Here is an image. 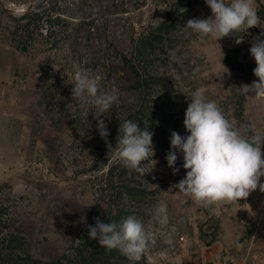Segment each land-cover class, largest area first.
Wrapping results in <instances>:
<instances>
[{"label": "rangeland", "instance_id": "obj_1", "mask_svg": "<svg viewBox=\"0 0 264 264\" xmlns=\"http://www.w3.org/2000/svg\"><path fill=\"white\" fill-rule=\"evenodd\" d=\"M254 2L258 14L264 0ZM29 11H55L70 23L52 36L46 33L47 23L27 33L21 18ZM86 16L107 23V38L125 53L143 33L161 22L171 24L160 56L148 69L162 77L149 91L148 104L162 107L169 141L173 131L189 135L183 121L197 89L234 126H248V136L264 135V99L240 88L258 78L253 71L237 73L225 61L230 52L256 66L250 48L254 38L264 39V28L241 29L237 36L218 40L202 38L186 24L209 18L211 9L187 0H0V237L23 236L26 252L46 264H76L78 249L91 264H264V193L259 188L238 203H196L173 187L186 176L183 154L177 152L183 163H176L179 171L173 174L167 154L158 151L141 165L145 174L122 165L126 176L117 174L105 186L108 164L95 167L91 147L95 127L86 125L88 137L81 141L71 123L73 115L94 109L87 96L73 98L78 70L96 78L100 92L120 89L103 66L104 45L74 30L73 22ZM223 66L230 75L221 76ZM54 84L59 91L46 92ZM123 98L138 105L140 94L130 90ZM111 160L116 161L113 150ZM126 186L144 194L130 196ZM110 214L118 223L135 216L144 224L149 243L139 260L113 258L89 239V226H95L96 218L109 223Z\"/></svg>", "mask_w": 264, "mask_h": 264}, {"label": "clouds", "instance_id": "obj_2", "mask_svg": "<svg viewBox=\"0 0 264 264\" xmlns=\"http://www.w3.org/2000/svg\"><path fill=\"white\" fill-rule=\"evenodd\" d=\"M212 16L207 19H189L186 28L200 37H215L217 40L229 37L244 29L264 28L257 14L254 0H205ZM242 40L236 39V43ZM256 67L253 74L258 78L252 84L240 86L243 94L256 100L264 99V39L254 38L250 48ZM224 67V66H223ZM222 74H229L225 68ZM73 98L87 96L94 108L97 130L107 143L110 134L105 119L106 112L118 102L119 91L113 86L109 92H100L96 78L87 70L80 69L74 75ZM251 94V95H250ZM89 111L84 113L87 118ZM184 127L189 135L171 133V150L166 155L168 166L173 174L179 171L175 167L177 152L183 154L185 178L173 187L190 196L196 203L214 205L219 203H238L247 199L259 188L264 193V135H247L248 126H234L219 106L206 98L203 89L192 93L185 112ZM122 136L118 137L113 150L114 159L123 166L145 174L141 166L155 155L154 133L148 127L142 130L138 122L125 120L120 125ZM89 239L96 240L101 247L109 251L117 250L129 261H136L147 251L149 235L144 224L135 216H128L122 222L104 223L96 218L95 226H89Z\"/></svg>", "mask_w": 264, "mask_h": 264}, {"label": "trees", "instance_id": "obj_3", "mask_svg": "<svg viewBox=\"0 0 264 264\" xmlns=\"http://www.w3.org/2000/svg\"><path fill=\"white\" fill-rule=\"evenodd\" d=\"M189 3H196L200 5L208 6L205 0H187ZM64 14H57L55 11H50L48 14L42 11H29L22 16V20L25 24L22 26L24 32L29 33L31 30H40L42 25L47 23L46 33L48 36L56 34L57 29L68 27V17H63ZM259 18L264 21V5H260L258 10ZM74 30L76 33L83 32L86 38L100 43L103 46V66L104 68L116 77L119 83L120 89L118 102L115 103L109 112L105 113V116H101V119H105L109 135L107 137V143L102 139L97 130V120L94 119V112L89 111L87 118L82 111L81 115H73L71 123L73 125V132L77 138L81 141H86L87 137L85 132L86 125H93L97 132V139L92 144V152L94 156L95 167H104L108 164L105 177V186H108L114 181L115 175L122 174L126 176V170H121L122 163L112 161V150L117 144L118 137L122 136V130L120 125L125 120H132L138 122L141 129L145 126L148 130L153 132V145L155 151L164 152L168 154L171 150V144L168 138V132L162 126V107L150 106L148 104V98L150 97V90L159 86L162 81V77L152 72H149V67L154 64L160 56V48L164 45L167 37L170 34L171 24L169 22H161L157 28L152 29L147 33H143L141 41L135 46H132L130 53L120 51L112 44L106 36L107 23L97 22L95 17H83L81 20L74 24ZM134 42L133 39L131 40ZM113 48H112V47ZM225 61L232 70L239 74L250 75L254 68L253 64L242 63L236 58L231 57V53L228 52L225 56ZM59 91V85H52L46 88L47 91ZM137 91L140 94V101L138 105L129 100H124L123 96L128 91ZM150 102V101H149ZM51 107V106H50ZM55 124L57 121L53 118ZM91 145V144H90ZM176 163L182 164L180 159H177ZM125 192L133 197H139L144 194V191L131 189L129 186L125 187ZM0 206V214L3 212ZM109 222L115 221L118 223V218L112 214L107 216ZM85 239V238H84ZM113 258L125 259L122 254L117 250L110 251ZM23 255V256H22ZM96 259V258H95ZM76 264H91V258H84L80 249L77 253ZM0 264H46L41 260L33 258L25 250V239L19 234L10 233L0 237ZM131 264H136L132 262Z\"/></svg>", "mask_w": 264, "mask_h": 264}]
</instances>
